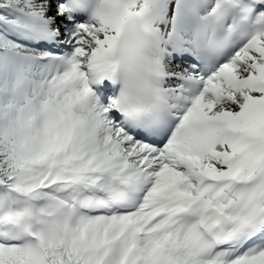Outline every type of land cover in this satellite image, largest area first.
I'll return each instance as SVG.
<instances>
[{
	"label": "snow or ice",
	"instance_id": "obj_1",
	"mask_svg": "<svg viewBox=\"0 0 264 264\" xmlns=\"http://www.w3.org/2000/svg\"><path fill=\"white\" fill-rule=\"evenodd\" d=\"M0 264H264V0H0Z\"/></svg>",
	"mask_w": 264,
	"mask_h": 264
},
{
	"label": "clouds",
	"instance_id": "obj_2",
	"mask_svg": "<svg viewBox=\"0 0 264 264\" xmlns=\"http://www.w3.org/2000/svg\"><path fill=\"white\" fill-rule=\"evenodd\" d=\"M120 74L123 80V90L130 99L135 98L143 91L144 80L140 71L134 66L122 65Z\"/></svg>",
	"mask_w": 264,
	"mask_h": 264
}]
</instances>
